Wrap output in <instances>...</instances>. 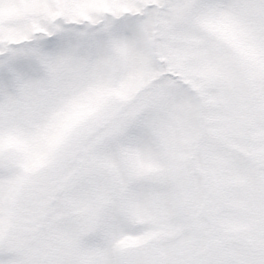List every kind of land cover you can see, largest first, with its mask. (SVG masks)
<instances>
[{
    "label": "snow or ice",
    "instance_id": "6c2138e0",
    "mask_svg": "<svg viewBox=\"0 0 264 264\" xmlns=\"http://www.w3.org/2000/svg\"><path fill=\"white\" fill-rule=\"evenodd\" d=\"M0 264H264V0H0Z\"/></svg>",
    "mask_w": 264,
    "mask_h": 264
}]
</instances>
